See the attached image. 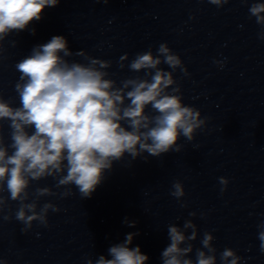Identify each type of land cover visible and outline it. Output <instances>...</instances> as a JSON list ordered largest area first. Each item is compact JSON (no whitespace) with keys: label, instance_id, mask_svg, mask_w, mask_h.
<instances>
[{"label":"clouds","instance_id":"clouds-1","mask_svg":"<svg viewBox=\"0 0 264 264\" xmlns=\"http://www.w3.org/2000/svg\"><path fill=\"white\" fill-rule=\"evenodd\" d=\"M207 2L222 8L230 0ZM240 2L248 4L249 0ZM60 3L61 0H0V57L3 41L10 34L29 30L35 35L30 25L43 18L46 8ZM248 11L261 27L258 38L264 40V2L253 0ZM11 43L16 46V41ZM74 56L82 60L70 59ZM126 61L129 57L124 54L118 61L119 68L127 67L136 75L117 82L112 78L115 74L108 71L112 61L94 58L84 50L73 52L66 37L54 35L15 63L19 73L14 85L18 105L0 94V219L20 222L22 233L29 232L34 222L48 227L49 212L61 209L51 201L41 205L42 197L66 198L74 194L75 187L81 199H90L106 178L105 173L126 155L135 160L145 153L156 158L179 153L184 147L179 143L181 137L191 142L206 126L208 118L183 103L174 73L179 69L188 76V69L167 43H160L155 54L149 48L136 53L127 65ZM162 64L171 70L162 68ZM47 178L55 180L54 187L64 191L57 193L48 186L29 191L33 182ZM218 180L223 193L229 180ZM171 188L170 195L186 208L182 202L184 185L177 180ZM9 201L17 202L14 213ZM188 215L196 217L197 213ZM204 215L200 214L202 219ZM123 223L134 228L137 221L125 217ZM257 229L259 248L264 253V221ZM137 235L139 232L127 233L123 242L108 248L107 256L100 254L95 261L86 258L85 264H147L149 257L140 246H132ZM167 235L169 243L161 253L162 264H217L211 232L205 231L201 247H194L199 230L192 219L184 220L182 226L169 224ZM243 259L229 247L219 252L220 264H242ZM0 264L8 261L0 256Z\"/></svg>","mask_w":264,"mask_h":264}]
</instances>
